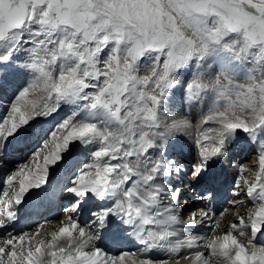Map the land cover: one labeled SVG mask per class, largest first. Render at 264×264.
<instances>
[{"label":"snow or ice","instance_id":"snow-or-ice-1","mask_svg":"<svg viewBox=\"0 0 264 264\" xmlns=\"http://www.w3.org/2000/svg\"><path fill=\"white\" fill-rule=\"evenodd\" d=\"M0 264H264V0H0Z\"/></svg>","mask_w":264,"mask_h":264},{"label":"bare ground","instance_id":"bare-ground-1","mask_svg":"<svg viewBox=\"0 0 264 264\" xmlns=\"http://www.w3.org/2000/svg\"><path fill=\"white\" fill-rule=\"evenodd\" d=\"M179 148H178V150L183 151L182 152L183 154L186 152V155H184V157L190 163L191 162V155H192L191 142L182 140L180 142ZM252 159H254V154H247V153L246 154H237L236 155V161H234V164L239 163V164H243V165H250ZM216 171L218 173H221L222 179L231 180V178L235 172V168L234 167L229 168L227 170V172H223L222 169L220 168V166L217 165ZM245 175H248V174L245 173ZM228 198H230V186H229V184H225L223 192H222V197H221V206L223 205L224 202H226V200ZM224 207H228V206L224 205ZM248 207H251V205H248ZM54 216H55V213H53L52 216H50L49 218H53Z\"/></svg>","mask_w":264,"mask_h":264},{"label":"rangeland","instance_id":"rangeland-1","mask_svg":"<svg viewBox=\"0 0 264 264\" xmlns=\"http://www.w3.org/2000/svg\"><path fill=\"white\" fill-rule=\"evenodd\" d=\"M180 149V148H179ZM180 151V150H179ZM180 152H183V151H180ZM184 155H186V152L184 153Z\"/></svg>","mask_w":264,"mask_h":264}]
</instances>
